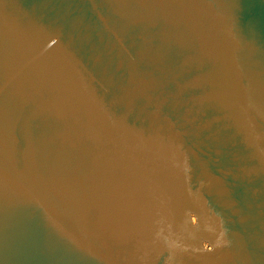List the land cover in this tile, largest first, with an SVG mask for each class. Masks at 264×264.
Segmentation results:
<instances>
[{
	"label": "water",
	"instance_id": "obj_1",
	"mask_svg": "<svg viewBox=\"0 0 264 264\" xmlns=\"http://www.w3.org/2000/svg\"><path fill=\"white\" fill-rule=\"evenodd\" d=\"M0 264H264V0H0Z\"/></svg>",
	"mask_w": 264,
	"mask_h": 264
}]
</instances>
